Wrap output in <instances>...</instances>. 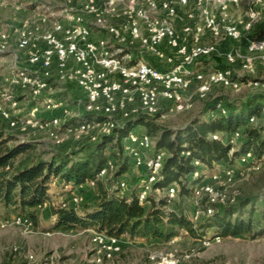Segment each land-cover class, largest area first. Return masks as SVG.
Segmentation results:
<instances>
[{
  "label": "rangeland",
  "instance_id": "rangeland-1",
  "mask_svg": "<svg viewBox=\"0 0 264 264\" xmlns=\"http://www.w3.org/2000/svg\"><path fill=\"white\" fill-rule=\"evenodd\" d=\"M105 1L96 0V6L103 10V20L98 22L95 15L85 11V0H0V102L9 107L12 115L20 118L18 124L10 126L0 115V129L5 135L13 137L8 144L23 142L28 145L10 161L4 171L10 172L27 163L48 159L53 153H65L86 142L95 141L102 134L110 132V122L116 124L123 120L120 114L94 119L85 111V93L75 79L69 76L72 62L60 72L55 57L48 67L34 65L29 61L31 51L46 47L43 37L47 32H55L57 37L64 39L63 31L55 30V23L59 21L64 26L70 25L72 20L69 15L74 13L82 16L84 23L90 26L93 38L103 37L112 42L113 49L120 47L114 52L121 51L119 55L125 54L126 61L143 57L151 61L154 59L153 63L164 67L178 63L180 56L166 45H161L162 51L171 55L174 62L159 60L146 52L137 40L131 41L129 27L133 20L138 22L142 32L145 31L144 20L131 15V9L143 7L151 18H166L179 33L184 25L193 27L199 23L203 12L215 16V31L206 28L197 42L213 43L216 51L196 66L227 68L237 84L213 83L205 96H200L196 84H193L187 94L183 92L182 101L186 106L182 110H177L171 100L160 96L158 108L151 115L145 114L136 100L134 106L137 111L161 127L172 130L182 127L201 113L205 101L215 96H224L234 101L244 100L254 94L264 96V51H248V33L253 29H264V0H240L238 4L230 0H205L201 6L189 0L185 5L177 4L176 14L169 17L158 8L149 9V0H115V9L110 12L104 10ZM226 25L238 29L240 36L234 38L226 35ZM111 27L119 29L125 39L114 41L109 31ZM2 34H6V38ZM22 34L29 37L30 44L20 49L17 43ZM189 41L192 42V37H189ZM226 52L235 55L233 62L225 59ZM247 58L252 62L250 67L244 65ZM41 79L46 81L45 85H41ZM44 95L54 96L55 102L47 105L41 101ZM34 99H37V104L32 105ZM12 101L16 104L13 105ZM215 109V113H221V108ZM262 116L250 122L263 120L264 110ZM83 118L91 120L85 130H69L58 126L70 119L78 121ZM130 130L137 133L145 131L141 125ZM239 130L232 133V143L240 139ZM215 134L222 135L220 132ZM105 153H109V148H106ZM153 153L154 144L150 149L142 151V156L147 158ZM227 168H230V173L226 171ZM201 173L202 181L195 184L200 190L199 194H176L174 200L198 232L203 231L199 225L205 218L236 202L240 196L254 195L255 206L264 202V158L251 166L242 162L239 155L232 166L215 164L213 168L203 167ZM214 173L217 174L216 178L213 177ZM112 174L113 171L105 177L109 179ZM145 174L146 169L134 166L129 157V168L120 177L125 182L120 192L128 193L136 184L142 185L141 179ZM106 186L111 188L112 185L108 182ZM207 186L210 190H207ZM68 189L70 186L63 187L59 178L50 181L49 202L37 206L34 218L28 215L30 225L14 224L13 216L22 213L0 205V264H167L169 261L175 264H264V234L255 238L247 233L223 237L212 228L197 237L180 229L178 234L167 241L156 238L129 239L123 236L121 250L108 258L94 243L95 230L92 228L54 227L53 211L59 203L80 208L84 203L94 204L100 197L95 183L77 186L75 190ZM176 189L178 192L177 186ZM148 191H151V185ZM151 193L154 198H158L167 192L156 189ZM206 205L213 207L212 212L204 210ZM170 207H173L172 204L165 209Z\"/></svg>",
  "mask_w": 264,
  "mask_h": 264
},
{
  "label": "trees",
  "instance_id": "trees-1",
  "mask_svg": "<svg viewBox=\"0 0 264 264\" xmlns=\"http://www.w3.org/2000/svg\"><path fill=\"white\" fill-rule=\"evenodd\" d=\"M248 37H264V29H253ZM36 100L31 104H37ZM217 104L224 108V113L214 112ZM263 108L262 94L239 101L215 96L205 101L199 115L175 130L161 127L142 115L114 126L111 132L102 134L95 141L65 153H53L48 159L27 163L10 172L4 170L28 145L23 142L8 144L13 137L0 129V205L34 218L37 206L49 202L50 181L59 178L63 187L69 185L72 189L90 179L100 192L98 200L94 204L84 203L80 208L59 203L53 211L55 228H92L129 239L156 238L164 241L178 234L180 229L197 237L212 228L223 237L247 233L255 238L264 234V202L255 206L254 195L240 196L236 202L215 211L200 223L203 231L198 232L179 204L174 203L175 199L169 202L167 195L154 198L151 192L156 189L167 192L170 186L176 185L177 195H188L193 193L195 184L202 181L203 167L213 168L215 164L232 166L235 159L247 151H251L258 160L264 158V118L258 123L250 122L253 116L263 117ZM74 121L67 120L66 124ZM139 125L154 140V152L166 153L157 178L151 184V191L142 201L139 199L141 185L136 184L128 193L120 192L119 188L120 177L129 168L123 138L128 130ZM238 130L241 137L237 143H232V133ZM217 132L222 135L214 138L212 135ZM106 148H109L108 154L105 153ZM109 158L116 164L112 177H97ZM108 182L111 188L106 186ZM171 204L173 207L165 209Z\"/></svg>",
  "mask_w": 264,
  "mask_h": 264
},
{
  "label": "built area",
  "instance_id": "built-area-1",
  "mask_svg": "<svg viewBox=\"0 0 264 264\" xmlns=\"http://www.w3.org/2000/svg\"><path fill=\"white\" fill-rule=\"evenodd\" d=\"M188 1L149 0L147 5L149 9H160L169 17L176 14L177 4L185 5ZM194 1L200 6L205 2V0ZM230 1L238 4L240 0ZM114 2L115 0L105 1L104 10L107 12L113 11L115 9ZM84 9L88 14L95 15L98 22H102L103 10L96 6V0H85ZM130 13L133 16L141 17L144 20L145 27V31L142 32L141 26L136 20H133L129 27L131 41L137 40L142 48L155 58L173 63V57L167 55L161 49V45H166L174 54L179 55L181 60L168 67L157 66L151 60L143 57L130 63L131 59L129 61L124 59L125 54L119 55L121 51L119 53L114 52V50L121 49L120 47L116 46L117 48L113 49V44L109 40L103 37L93 38L90 26L84 23L82 16L74 13L69 15L72 20L70 25L64 26L59 21L55 23V30L63 31L64 39L57 37L55 32H47L43 37L46 47L42 49L36 48L31 51L29 61L34 65L40 64L43 67H48L55 57L60 72L67 68L69 62H72L73 67L69 76L75 79L77 85L85 93V111L90 113L94 119L114 114H120L123 118L120 123H109L110 132L114 126L121 125L125 120L136 119L144 115L137 111L134 106L136 100L145 114L151 115L158 108L160 96L171 100L177 110H182L186 106L182 101L183 92L190 89L193 84H196L197 92L200 96H205L213 83L237 84V81L231 77V71L227 68H202L201 66H196L202 58H206L216 51L213 43L203 44L197 42L198 37L204 33L206 28L215 31L217 21L213 14L203 12L199 23L193 27L188 24L184 25L179 33L166 18H151L146 14V9L143 7H135L131 9ZM224 30L225 34L230 37L237 38L240 36V31L234 26L226 25ZM109 31L113 35L114 41L120 42L125 39L119 29L111 27ZM2 37L6 38V34H2ZM189 37H192V42L189 41ZM29 44V37L22 34L17 43L18 48H26ZM248 51L251 53L263 52L264 37L249 38ZM224 57L228 62L235 60V55L232 52L224 53ZM251 64L250 58H247L244 64L245 67H250ZM45 84L46 81L42 80L41 85ZM262 85L264 86V82ZM55 100L56 98L52 95H44L41 98V101L47 105L55 102ZM12 104L15 105V101H12ZM216 108H221V113L225 112L220 104H217ZM0 115L10 126L18 124L20 119L12 115L9 107L1 102ZM254 118V116L251 117L250 121H253ZM90 121L83 118L68 124L64 121L59 123L58 126L60 125L64 129L69 130L71 128L85 130L90 126ZM212 136L214 138L218 137L216 134ZM123 140L124 150L132 159L134 166L146 169V174L141 179L142 185L139 193V199L142 201L148 192L149 186L157 178L165 153L159 151L154 152L147 158L142 156V151L148 150L153 146V140L145 132L137 133L128 130ZM240 160L247 162L251 166L256 165L259 161L251 151L241 154ZM115 168L114 160L109 158L97 173V177H105L111 171L114 172ZM226 171L230 173V168H227ZM216 176L217 174L214 173L213 177L216 178ZM86 183H94V181L88 179L75 187ZM124 185L125 182L121 179L119 181L120 190ZM66 186L69 187V185ZM206 188L210 190V187L207 186ZM199 192L200 190L194 187L193 194L197 196ZM176 194V186H170L166 193L168 201L174 200ZM61 205L65 206V203H61ZM204 210L212 212L213 207L207 205ZM12 222L16 225H30L31 219L27 214H17L13 216ZM93 241L99 251L108 258L118 253L122 248V236L108 235L105 232L95 231ZM167 264H175V262L169 261Z\"/></svg>",
  "mask_w": 264,
  "mask_h": 264
},
{
  "label": "crops",
  "instance_id": "crops-1",
  "mask_svg": "<svg viewBox=\"0 0 264 264\" xmlns=\"http://www.w3.org/2000/svg\"><path fill=\"white\" fill-rule=\"evenodd\" d=\"M184 93L187 94V93H188V90L184 91ZM55 179H57V178H55ZM53 180H54V179H53ZM74 188H75V187H73V188L70 189V190H75ZM122 238H123V236H122Z\"/></svg>",
  "mask_w": 264,
  "mask_h": 264
}]
</instances>
